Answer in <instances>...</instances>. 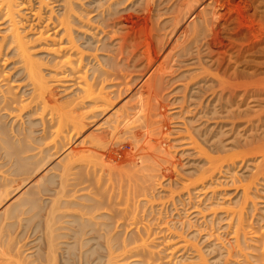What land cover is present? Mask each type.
Listing matches in <instances>:
<instances>
[{"label":"bare ground","instance_id":"1","mask_svg":"<svg viewBox=\"0 0 264 264\" xmlns=\"http://www.w3.org/2000/svg\"><path fill=\"white\" fill-rule=\"evenodd\" d=\"M50 3L0 0V264H264V0ZM184 155L203 163L178 192ZM247 160L225 207L213 188ZM208 190L194 222L161 217Z\"/></svg>","mask_w":264,"mask_h":264},{"label":"rangeland","instance_id":"2","mask_svg":"<svg viewBox=\"0 0 264 264\" xmlns=\"http://www.w3.org/2000/svg\"><path fill=\"white\" fill-rule=\"evenodd\" d=\"M50 1H51V0H49V3H50ZM51 3H53V2H51ZM51 3H50V4H51ZM55 4L57 5V3H54L53 5L51 4L50 7H52V9L49 8V10H53V9L55 8L54 6H56ZM55 9H57V7H56ZM55 9H54V10H55ZM49 10H48V11H49ZM48 11H47V9H46L45 14H44V17H48V16H47V15H48V13H47ZM35 24H36V23H34V26H35ZM37 24H39V23H37ZM37 24H36V26L39 27V25H37ZM1 25H2V23H0V41H1V36L4 35V34H3V33H4V32H3V31H4V30H3L4 28H2L3 25H2V27H1ZM36 26H35V27H36ZM36 29H38V28H36ZM161 32H162V31H160V33H161ZM164 32L166 33V31H164ZM164 32H162V33L165 34ZM162 33H161V34H162ZM100 52H101V51H100ZM99 54H103V52H101V53H99ZM104 54H105V52H104ZM191 56H192V57H191ZM191 56H188L187 58H184V59H186L187 61L184 60V59H182V63H183V64H182L181 67H183V68L181 69V67H180L179 69H181L182 71H183V70H184V71H188V70L191 69L190 72L193 71L192 68H191L190 66H192L191 64H193V65L196 64L198 60H196V63H195L194 61H192V60H195V59L200 58V57H199L200 55H198V54L196 55V53H193ZM195 56H198V58H197V57L195 58ZM190 57H191L192 59H191ZM8 58L10 59L11 56L8 57ZM188 59H189V62H188ZM10 60H11V59H10ZM13 60H14V59L11 60L12 63H13ZM183 61H184V62H183ZM190 61H192L191 64H190ZM185 62H188V63L190 64V66H186V67H187V68H186L185 65H189V64H188V63L185 64ZM9 63H10L9 65L12 64L11 62H9ZM6 67H7V66H6ZM6 67H4V68H6ZM9 67L11 68L12 65L9 66ZM9 67L6 68V69H10ZM192 67H193L194 71L197 69V67H194V66H192ZM2 68H3V67H2ZM188 68H189V69H188ZM198 68H199V64H198ZM13 70H14V69H12V71H13ZM181 70H180V71H181ZM6 71H8V70H6ZM182 71H181V72H177V73H178V74H179V73H182ZM184 71H183V72H184ZM8 72H11V70L8 71ZM14 72H15V70H14L13 72H11V74L14 73ZM145 73H146V72H144L143 75H145ZM191 73H192V72H191ZM9 74H10V73H9ZM135 74L140 75V72H137V73H135ZM178 74H177V75L175 74V75L178 76ZM13 75H14V74H13ZM13 75H10V76H13ZM193 75H196V73H193ZM173 76H174V75H173ZM176 76H174V77H176ZM188 76H189V77L191 76L190 73L188 74ZM201 76H202V75H201ZM206 76H207V75H206ZM199 77H200V76H199ZM204 77H205V76H204ZM187 78H188V77H187ZM187 78H186V79L183 78V79H181V80H179V81L174 82L171 86H168V87H169V88H168V91H167V93H166V91H165L164 94H168L170 90L173 91V89H177V87H179V86H181V85L185 86L184 84L187 83V82H186V80H188ZM190 78H191V77H190ZM200 78H201V77H200ZM189 80H190V79H189ZM175 84H176V85H175ZM173 85H174L175 87H174ZM177 85H179V86H177ZM172 86H173V87H172ZM135 87H136V85L133 86V88H135ZM171 87H172V88H171ZM183 88H184V87H183ZM183 88H182V90H179V91H180V92H179L180 94H179L178 92H176V94H174V95L171 96L170 98H169V97L166 98V100L168 99V101L165 102V105H168V103L170 104L169 99L171 100L172 97H173V98H175V96L178 97V94H179V97H180L181 94L184 95V93H183L184 89H183ZM169 89H170V90H169ZM172 91H170V92H172ZM204 91H205V90H204ZM208 92H209V91H208ZM211 92H212V91H211ZM211 92H210L209 94H211ZM202 93H203V91H202ZM67 95H70V92H67ZM182 95H181V97H182ZM202 95H204V97H205L206 95L209 96V95L207 94V91H206V95H205V94H202ZM207 96H206V97H207ZM67 97H68V96H67ZM123 97H124V96H123ZM126 97H127V95H125V97H124L123 99L121 98L120 101H118V102L116 103V107H118V106H120L121 104L125 103L124 101L127 100ZM122 100H123V101H122ZM119 102H120V103H119ZM122 102H123V103H122ZM166 103H167V104H166ZM117 105H118V106H117ZM174 106H176V105H173V106H172V105H171V106L169 105V107H170L171 109H173ZM171 109H170V110H171ZM175 120H176V119H175ZM175 120H174V122L171 121V123L175 124L176 122H178V121L175 122ZM240 120H241V119H240ZM243 120H244V119H242V121H243ZM240 122H241V121H238V124H241V123H242V122H241V123H240ZM244 122H245V121H243V124H244ZM171 123H170V124H171ZM173 124H172V126H173ZM243 124H242V125H243ZM241 128H242V129L245 128V124H244V126H242ZM243 131L245 132L244 129H243ZM176 135L179 136V134H176V133H175V136H176ZM239 138H240V135H238V137H236L237 140H238ZM242 139H243V138H242ZM74 145H76V144H73V146H74ZM239 145H240V144H236V146H239ZM234 151H235V150H234ZM235 153H237V152L235 151ZM251 155H252V154H251ZM190 156H191V155H187V156L184 155V156H182V157H178V156L176 157L177 159L179 158V162L181 163V166L185 165V163H186V165H185V167H184V166H183V167L179 166V167L177 168V171L173 173V176H175V177L171 178V181H172V183L174 184L173 187L177 188V187L179 186V187H178L179 189H180V187L182 188V186H180V185H182V183H184V182H181V179H183V178H185V177L187 178V176L190 178V176H189L190 173H186L185 171H190V170H191V173H192L193 170H194V172H195L196 170H198L197 168H198L200 165L197 166V167L195 166V167H196V170H195V169H194V166H193V168L191 167V166H192V165H190L191 162H192V164H193V162H194L195 164L198 163V162H199L200 164L203 163V162H201L202 160L199 159L198 157H195V156H194V158H195V160H194L193 157H190ZM182 158H183V159H182ZM196 158H197V159H196ZM197 160H198V161H197ZM199 160H200V161H199ZM185 161H187V162H185ZM240 161H241V160H240ZM248 162H251V161H248V160H247V162H245V164L242 163L243 165H241V167L237 166V164H236V166L238 167L239 170L237 169V172L234 173V174H235V177H234L233 173H231V172H230V174H229V172H228V173H224L225 175L222 174V175H223L222 177L219 175V177L222 178V181H220V182L218 181V183L215 184V187L212 186V187H214V188H213L214 190H215L216 188H218V189L220 188L219 192H218L217 189L215 190V191L217 192V193H216V197L213 196V197H215V198H217V197L219 196V195H217V194H220L221 189H223V190L221 191V193H223V194L225 195V197H223L224 195L222 194V196H221L220 198H222L224 202L222 201V199H220V200L222 201V202H221V201H220V202H221V203H225V207L227 206L228 202H229V203H233V202H231V201H232V200L234 199V197H236V195H237V194L243 189V186H242V185L245 183L244 180H247L249 174L252 173V171L249 170L248 168H249L250 166L252 167V166L254 165V162H252V165H251L250 163H248ZM199 163H198V164H199ZM238 163H239V162H238ZM247 163H248V164H247ZM198 164H196V165H198ZM237 167H236V168H237ZM189 168H190V169H189ZM253 168H254V167H253ZM253 168H251V169H253ZM178 169H179V173H182V176L187 175V174H188V175L185 176V177H183V178H180V177H182V176H180L181 174H177V173H178ZM183 170H184V171H183ZM248 170H249V171H248ZM250 171H251V172H250ZM194 172H193V173H194ZM183 173H186V174H183ZM195 173H196V172H195ZM226 174H227V175H226ZM231 174H232V176H230ZM178 175H179V176H178ZM190 175L193 176L194 174H193V175L190 174ZM195 175H196V174H195ZM242 175H243V176L245 175L244 178H245L247 175H248V176H247V178L242 179V178H243ZM177 176H178V177H177ZM219 177H217V178H219ZM231 177H232V178H231ZM233 177H234V179H233ZM249 177H250V176H249ZM221 178H219V180H220ZM223 178H227V180H226V179H223ZM179 179H180V180H179ZM232 179H233V180H236V181H233ZM240 179H241V180H240ZM242 180L244 181V183L242 182ZM169 181H170V180H168V181L166 180V182H165V181H164V182L162 181V182H163V185L167 184ZM182 181H184V180H182ZM223 181H225L227 185H224L225 182H223ZM227 181H228V183L230 182L229 185H228ZM260 182H261V181L258 180L257 183H260ZM164 183H165V184H164ZM220 183H221V185H222L221 187H220ZM262 183H263V182H262ZM262 183H261V185L258 184V185H259L258 188H259L260 190H261V189L263 188V186H264V183H263V184H262ZM177 184H179V185H178V186H175V185H177ZM168 186H169V185H167L166 187L164 186V188L166 189ZM173 187L170 186L169 189L171 190ZM175 188H174V189H175ZM178 188H177V191L179 190ZM210 188H211V187H210ZM161 189H162V188H161ZM165 189H163L162 192L160 191L161 194H162V193H165V192H166V194H167V192H168L167 189H168V188H167L166 190H165ZM174 189H173V190H174ZM213 189H212V190H213ZM237 189H238V190H237ZM164 190H165V191H164ZM214 190H213V191H214ZM175 191H176V190H175ZM181 191H182V190H181ZM208 191H209V190H208ZM208 191H207V192H204V191L196 192L197 194L193 192L194 194H193V196H192V200H191L192 202L189 203V206H188L189 208H188V207L185 208L186 206L184 207V206L182 205L183 203L180 204L179 202L176 203V205H177L178 207H177L176 205H174V206H173V205H172V206H169V205L167 204V205H168V207H166V209L168 208L167 211L164 209V211H166L167 213H166V212H162L163 215L161 214V217L163 216L164 219H165V218H167V219L169 218L168 221H170V219H173L174 216L178 218V213H179V215H180V216H179V217H180L179 219H181V222H182V221H185V224H186V222H188L189 219H191V222H192V221L194 222V221L197 219V216H196L197 214H196L193 210H196V211H199V212L205 211V210H203L204 205H202L203 202H204V199L206 200L205 197H207L211 192H213V191H211V190H210L209 192H208ZM178 192H179V191H178ZM178 192H177V193H178ZM183 192H184V191H183ZM183 192H182V193H183ZM182 193L180 192V195H181ZM185 193H186V192H184V194L181 195V196H185V197L187 198L188 195H186ZM240 193H241V192H240ZM166 194H165V195H166ZM198 194H200V195H198ZM226 194H227V195H226ZM258 194L262 197V199L260 198L261 200H260V199H257V200H256V202H258L259 204L257 203V205H258V206H256L257 209H256V210L254 209L253 212H251V215H252V214L254 215V216L252 217V221H251V222L254 223L253 225H255V229L258 227L256 230H258L259 233H260V232H262V231H261V230H262V227H263V229H264V219H263V221H261V223H258V224H257V221H256V220H259V218L262 219L261 217L264 218V198H263V197H264V191H262V192L260 191ZM177 195H179V194H177ZM214 195H215V192H214ZM204 196H205V197H204ZM201 199H203V200H201ZM187 201H188V200H187ZM187 201H186V202H187ZM201 201H202V202H201ZM227 201H228V202H227ZM186 202H185V204H186ZM226 203H227V204H226ZM179 204L182 205L183 210L185 209L184 211L181 209V207H180ZM195 204H196L197 208H193V210H192V207H194ZM200 204H201V205H200ZM192 205H194V206H192ZM170 207H172V208H170ZM175 207H176V208H175ZM256 207H255V208H256ZM169 208L171 209V211L169 210ZM174 208H175V209H174ZM176 209H177V210H176ZM168 210H169V212H168ZM172 210H173V211H172ZM179 210L182 211V212H180ZM171 212H172V213H171ZM183 212H186V213H183ZM33 213H34V212H33ZM156 213H157V212H156ZM168 213H169V214H168ZM204 213H206V214H205L206 216H209V215H210L209 212H208V213H207V212H204ZM219 213H221V212H219ZM171 214H172V215H171ZM181 215H182V216H181ZM261 215H262V216H261ZM158 216H159V214H158ZM170 216H172V217H170ZM183 216H184V217H183ZM259 216H260V217H259ZM198 217H201V218H202V217H204V215H199ZM167 219H165V220H167ZM187 224H188V223H187ZM224 225H225V221H222V222L219 224L220 227H222V226H224ZM219 226H218V227H219ZM197 227H199V225H197V224H195V223H194V224L192 223V227H190V228L187 227L188 229H184V231L186 232V234H189V233L195 231V229H196V230L204 229V226H203V225H202V228H200V227L197 228ZM218 227H215V228L217 229ZM215 228H214L213 230H211V231H213L212 233H214L215 236H217V237H214L213 240L216 239V241H219L220 244H222V245H226V244H228V246H229V242H228L229 238H230L229 241H231L232 239L234 240V237H231V235L228 234V233H227L228 235L226 234V236H225V235H224V232H222V230H221L222 233L220 232L221 234L219 233V231H218V233H217V230H216ZM209 230H210V229H209ZM214 230H216V232H215ZM217 234H218L219 236H218ZM223 236H225L226 238L228 237V238L226 239V238L223 237ZM157 237L160 238V237H162V236H157ZM222 237H223V238H222ZM217 239H218V240H217ZM220 239H221V240H220ZM211 240H212V239H210V240L208 239L207 242H205V244H204V243L202 244V246H206L209 242H211ZM208 241H209V242H208ZM232 242H233V241H232ZM223 243H224V244H223ZM226 246H227V245H226ZM226 246H223V247L225 248ZM228 246H227V247H228ZM217 253H218V252H217ZM224 253H225V252H224ZM213 254H214V253H213ZM215 254H216V252H215ZM166 255H167V254H165V256H166ZM178 255H180V254H178ZM192 257H193V256H190V257H189V260L186 261V262H184V264H195V263H194L195 259L192 260ZM224 261H225V263H226V259H225ZM223 263H224V262H223ZM225 263H224V264H225ZM228 264H231V262H228Z\"/></svg>","mask_w":264,"mask_h":264}]
</instances>
